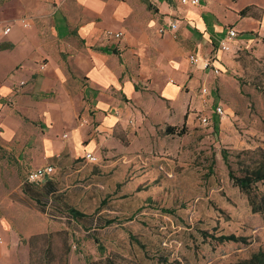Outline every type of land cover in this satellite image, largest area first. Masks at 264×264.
<instances>
[{
  "label": "rangeland",
  "instance_id": "1",
  "mask_svg": "<svg viewBox=\"0 0 264 264\" xmlns=\"http://www.w3.org/2000/svg\"><path fill=\"white\" fill-rule=\"evenodd\" d=\"M258 49L262 56L238 51L234 65L219 66L210 57L224 71L186 86L185 92L193 90L187 107L184 92L175 103L146 101L151 110L124 101L127 126L94 133L95 162L84 151L38 164L23 144L0 136V217L9 220L0 246L20 259L26 245L31 264H230L264 250V183L249 195L230 177L264 152V46ZM203 86L211 94L204 96ZM217 105L224 114L215 115ZM204 114L211 116L208 125L200 122ZM79 122L86 123L84 114ZM168 126L179 134L167 135ZM47 164L55 173L32 183L53 178L84 214L121 222L97 229L105 253L82 226L39 211L23 192L28 173Z\"/></svg>",
  "mask_w": 264,
  "mask_h": 264
},
{
  "label": "crops",
  "instance_id": "2",
  "mask_svg": "<svg viewBox=\"0 0 264 264\" xmlns=\"http://www.w3.org/2000/svg\"><path fill=\"white\" fill-rule=\"evenodd\" d=\"M248 6L251 14L242 15ZM7 25L12 28L4 34ZM231 28L237 37L223 51ZM107 30L123 35L109 37ZM263 37L264 0H0V100L17 102L0 101V136L23 144L38 164L78 157L97 147L96 131L127 126L124 101L151 110L146 101L175 103L184 92L189 106L193 90L184 88L215 74L191 66L189 54L234 65L243 49L262 56ZM8 221L0 217L5 237ZM24 248L19 259L13 248L0 246V264H31Z\"/></svg>",
  "mask_w": 264,
  "mask_h": 264
},
{
  "label": "trees",
  "instance_id": "3",
  "mask_svg": "<svg viewBox=\"0 0 264 264\" xmlns=\"http://www.w3.org/2000/svg\"><path fill=\"white\" fill-rule=\"evenodd\" d=\"M249 13L251 14V6H248L241 11L242 15H247ZM176 129V126H168V128L165 129V132L167 135L179 134ZM225 159L227 162H229L227 157H225ZM230 177L234 180L237 186L250 195L254 184L260 181L264 183V152H261L258 159L251 161L247 166H245L240 176L235 175V173L230 170ZM59 190L60 188L58 181L54 180L53 178H47L41 186L36 183H25L23 192L37 202V208L39 211L43 213H47L49 211L54 217L66 216L69 224L82 226L87 232L88 236L94 239L100 252L105 253L106 248L101 243L99 236H97V229L105 228L115 222H121H119L116 218H109L106 215L84 214V212L71 205L66 195L62 192H59ZM250 201L253 203L251 198ZM48 206H50V210H48ZM221 238L228 241L236 239L235 236L228 235H223ZM91 264L98 263L92 262ZM230 264H264V250L259 249L253 252L249 258H243Z\"/></svg>",
  "mask_w": 264,
  "mask_h": 264
},
{
  "label": "built area",
  "instance_id": "4",
  "mask_svg": "<svg viewBox=\"0 0 264 264\" xmlns=\"http://www.w3.org/2000/svg\"><path fill=\"white\" fill-rule=\"evenodd\" d=\"M199 1L200 0H180L182 4H186V5H198ZM21 21L23 25H25V27L31 26V23L27 21L25 18H22ZM175 26H176L175 23L171 25L172 28H175ZM11 28L12 26L9 25L2 27V33L9 34ZM161 31L164 32L165 28L163 27ZM237 34L238 31L235 30L234 28L229 29V32L226 35L225 39L220 43V47L223 51L230 50L231 48L230 43L233 39L237 37ZM106 35L109 37L119 38L122 37L123 34L121 33V31L107 30ZM188 61L191 64V66L201 65L204 70L211 69L217 75H219L222 72L221 69L218 68L217 65L210 58L202 59L198 54L195 53H191L188 55ZM41 69H45V64L41 65ZM202 93L204 94V96H206L209 93L208 88L203 87ZM214 112L215 115H222L224 114V108L221 105H217L214 109ZM0 117H1V113H0ZM210 119H211L210 115L204 114L201 115L200 122L202 125H208L210 123ZM84 156L85 159L90 162H95L98 159V157L92 151H85ZM54 173H55V169L52 164H47L39 167L36 166L28 173L27 180L31 183L32 182L40 183L47 176ZM1 242H2V238H0V243Z\"/></svg>",
  "mask_w": 264,
  "mask_h": 264
}]
</instances>
